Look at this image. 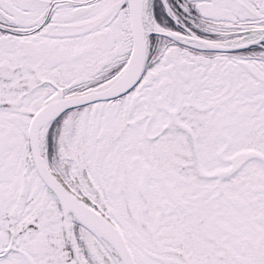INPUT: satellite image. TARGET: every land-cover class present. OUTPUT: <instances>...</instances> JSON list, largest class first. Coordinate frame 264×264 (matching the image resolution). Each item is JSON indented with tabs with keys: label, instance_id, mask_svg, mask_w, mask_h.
I'll list each match as a JSON object with an SVG mask.
<instances>
[{
	"label": "snow or ice",
	"instance_id": "6c2138e0",
	"mask_svg": "<svg viewBox=\"0 0 264 264\" xmlns=\"http://www.w3.org/2000/svg\"><path fill=\"white\" fill-rule=\"evenodd\" d=\"M0 264H264V0H0Z\"/></svg>",
	"mask_w": 264,
	"mask_h": 264
}]
</instances>
